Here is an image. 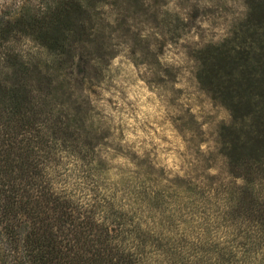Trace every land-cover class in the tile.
<instances>
[{"label":"trees","instance_id":"trees-1","mask_svg":"<svg viewBox=\"0 0 264 264\" xmlns=\"http://www.w3.org/2000/svg\"><path fill=\"white\" fill-rule=\"evenodd\" d=\"M55 2L41 12L36 24L24 29L23 34L47 49H39L30 62L43 54L57 62L71 50L72 41L83 36L85 25L75 20L72 7L82 1ZM247 3L250 11L245 21L256 33L264 24V0ZM14 29L18 28L2 27L0 31L6 36H0V66L5 63L12 69L0 77V233L16 264H264V87L249 88L243 97L237 87L232 91V82L248 84L254 75L232 72L213 80L216 87L221 86L216 91L230 101L232 115L231 124L222 125L220 132L230 179L220 188L224 201L220 220L201 221L198 227L203 232L191 238L172 220H159L158 225L168 224L172 231L165 235L139 219L134 221L127 211L111 208L110 213V208L58 187V151L73 139L61 118L58 128L53 123L49 126L39 104L42 89L41 98L36 99L29 81V64L3 47V39ZM204 70L208 77L209 69ZM47 76L46 72L42 75L50 83L52 78ZM52 127L59 136H52ZM100 210L106 214L100 216ZM190 210L185 215L193 219L192 224L198 223Z\"/></svg>","mask_w":264,"mask_h":264},{"label":"rangeland","instance_id":"rangeland-1","mask_svg":"<svg viewBox=\"0 0 264 264\" xmlns=\"http://www.w3.org/2000/svg\"><path fill=\"white\" fill-rule=\"evenodd\" d=\"M55 1L0 0V31L2 27L18 28L8 34V39L3 41L10 38L19 40L27 35L23 34L24 29L36 24L41 8L46 5L47 9H50L55 5ZM81 1V4L75 2L76 5L72 7L75 10V20L82 21L85 25L84 29H81L83 36L72 41L71 50L59 61L53 62L43 54L37 58L33 57V65L32 63L28 65V71L31 72L29 81L34 86L36 99L41 98L39 92L42 89L43 100L39 104L43 113L46 111L47 123L50 127L53 123V127L58 128L61 118L69 126V137L73 139L65 150L58 151L57 160L60 165L58 187H64L76 198L102 204L110 208V213L120 209L127 211L128 217L132 216L134 221L139 219L142 225L154 229L156 233L161 231L165 235H171L172 231L167 227L168 224L158 225L157 222L163 220L167 223L172 220L171 223H177L186 238L201 234L203 231L198 226L203 221L206 223L220 220L219 211L224 204L220 188L222 184L230 182L226 160L220 146V132L222 125L225 124L221 122L216 128L213 118L207 116L205 122L208 124V130L206 133H200L199 125L191 119H184L183 122L179 119H165L158 123L152 129V135L154 141H159L163 147L154 146L152 156L157 161L172 160L173 168L166 173L163 168L157 169L149 161H140L133 153L121 149L118 141L123 138L124 130L119 126L111 130V136L107 131L98 135L97 132L104 126L103 116L100 113L89 112L87 102H80L79 93V88L84 85L85 89L95 96L96 89L103 88L108 77H111L112 83L116 85V88L109 86L110 91H117L118 88L129 84L130 78H135L137 85L142 84L143 80L139 75L143 69L140 65L156 63V56L163 54L167 38L175 41L186 31L188 25L168 13L162 14L161 4L166 0ZM108 5L117 14L114 26L105 19L111 13L102 11ZM199 15V10L194 8L191 20L194 21ZM145 25L154 27L165 38L156 39L153 35L149 40H141L139 32ZM133 28H136V31H133ZM117 41L129 44L131 53L126 57H117L113 61V66L109 67L107 64L110 58L116 54L113 47ZM151 44H155V52L150 50ZM36 54L34 56H37ZM189 54L201 65L196 74L200 88L207 92L214 102L229 111L230 101L221 96L219 90L216 91L221 86L216 87L213 83L218 81L217 75L221 77L220 79L229 77L232 72L236 76H242L243 72L254 75L248 84L232 82V91L237 87L242 97L249 93V88L251 90L256 88L258 91L264 87V24L255 33L254 27L247 25L244 20L236 27L233 37L223 44L208 45L200 51H190ZM205 68L209 69L208 77H205ZM164 71L169 79H175L170 70ZM45 72L48 74L46 78H52L50 83L42 77ZM102 72L105 74V80H102ZM0 77H6L5 73ZM153 82L164 83L160 77H155ZM191 88L192 92L188 99L194 102L198 99L197 107L202 105L208 107L210 102L201 93L196 92L197 85L194 80L191 82ZM234 93L236 94V92L232 94ZM176 96L181 97L183 93L177 92ZM209 110L217 115L222 114L218 106ZM113 111L116 109L113 108ZM85 121L89 122L87 126ZM53 127L52 136H59L60 134H55L58 130ZM177 129L181 133L189 129L194 130L197 136L187 141L186 137L177 135ZM201 142L208 146L207 156H203L199 151ZM97 144L102 145L103 151L114 150L107 151L110 159L115 160L121 156L131 158L138 165L137 169H130L126 163L106 166L104 161L99 159L98 152L94 150ZM212 172L218 174L212 175ZM190 208V212L199 220L198 223L195 221L192 224L190 220L193 219H188L185 215ZM99 213L100 216L106 214L104 210H100ZM186 221L190 224H184ZM208 234L215 232L209 231ZM9 250L0 233V264L17 263L14 254Z\"/></svg>","mask_w":264,"mask_h":264},{"label":"clouds","instance_id":"clouds-1","mask_svg":"<svg viewBox=\"0 0 264 264\" xmlns=\"http://www.w3.org/2000/svg\"><path fill=\"white\" fill-rule=\"evenodd\" d=\"M194 8L199 10L200 15L192 21L191 13ZM47 10L46 5L41 8L42 13L47 12ZM102 11L111 13L105 19L110 25L114 26L117 14L112 11L111 6H106ZM161 11L162 14L168 13L174 18H178L188 27L175 41L167 38L163 54L156 56V63L140 65L143 72L140 73L139 78L143 80V83L137 85L136 79L130 78L129 84L117 89L119 92V95H117V91L109 90V86L116 88L111 77L105 80V74L102 72V80H105L104 87L97 88L95 96L91 95L84 85L79 88V93L80 102H87L90 108L89 112L100 113L103 116L104 126L99 129L98 135L107 131L111 136V130L119 126L124 130L123 138L118 141L121 149L133 153L140 161H149L157 169L163 168L167 173L173 168L172 160L157 161L152 156L154 146L163 147L159 141H154L152 135V129L158 123L165 119H179L181 122L184 119H191L199 125L200 133H206L208 124L205 122V117L207 116L213 118L216 128L221 122L231 124L232 121L231 112L224 106L214 102L210 95L200 88L196 74L201 65L189 52L200 51L208 45L219 46L231 39L236 27L247 19L250 9L246 0H166L164 4H161ZM132 30L136 31V28ZM153 35L156 39L165 38L154 27L147 25L143 26V30L139 32L141 40H149ZM165 36H167L166 33ZM3 47L11 48L12 52L25 64L33 63L30 62V58L39 49L43 48L47 51L31 36L27 35L22 36L19 40L10 38L4 42ZM149 47L151 51H156L155 44H151ZM113 50L116 54L110 58L107 64L109 67L113 66V61L117 57H126L131 53L130 45L122 41H117ZM137 55L140 54L137 53ZM5 60L6 56H4V62ZM165 69L174 74V80L169 79L164 71ZM0 70L5 74H11L12 72V69L6 67L5 63L0 66ZM155 77L162 78L164 83L153 82ZM193 80L197 85L196 92L201 93L210 102L208 107L203 105L197 107L198 99L195 102L188 99L192 92L191 82ZM177 92L183 93V96H176ZM217 106L222 110L220 115L209 110ZM113 108L116 109L115 112ZM122 113L128 115H121ZM88 123V121H85L86 126ZM177 135L186 137L187 141H191L197 136V133L190 129L181 133L177 129ZM111 142L109 141V143ZM207 148L206 143H200L199 151L203 156L208 155ZM94 150L98 152L99 159L103 160L106 166L126 163L132 170H136L138 167L131 158L121 156L115 160L110 159L107 151L114 150L103 151L101 144H97ZM211 174L217 175L218 173L212 172Z\"/></svg>","mask_w":264,"mask_h":264}]
</instances>
